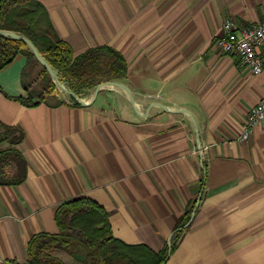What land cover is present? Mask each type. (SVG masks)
Instances as JSON below:
<instances>
[{
    "label": "crops",
    "instance_id": "0c3cea01",
    "mask_svg": "<svg viewBox=\"0 0 264 264\" xmlns=\"http://www.w3.org/2000/svg\"><path fill=\"white\" fill-rule=\"evenodd\" d=\"M36 1L75 55L109 46L125 57L118 82L135 105L105 86L87 105L26 107L27 57L0 70V123L24 130L27 163L22 183L0 185V264H26L30 238L58 233L56 210L78 197L108 213L114 237L154 252L191 210L168 264H264V122L240 140L264 72L215 43L228 19L263 21L264 0Z\"/></svg>",
    "mask_w": 264,
    "mask_h": 264
},
{
    "label": "trees",
    "instance_id": "16d2710c",
    "mask_svg": "<svg viewBox=\"0 0 264 264\" xmlns=\"http://www.w3.org/2000/svg\"><path fill=\"white\" fill-rule=\"evenodd\" d=\"M0 30L15 31L29 38L57 72L61 81L79 96L80 90H91L102 82L118 81L127 73L125 57L109 46L91 48L75 55L71 46L54 29L44 6L36 0H0ZM18 54L35 60L34 54L22 42L0 37V70ZM49 86L55 89L50 80ZM28 91L27 97L16 100L26 107L45 102ZM79 104L77 100H74ZM61 103V102H56ZM25 132L17 126L0 123V185H17L26 179L27 163L17 146ZM15 165L16 173L5 176L4 167ZM191 210L176 221V233L171 245L154 252L143 244L130 245L114 237L108 213L94 200L78 197L64 202L55 213L58 233H38L27 245L26 264H65L53 255L57 249L70 253L82 264H168L189 222Z\"/></svg>",
    "mask_w": 264,
    "mask_h": 264
},
{
    "label": "built area",
    "instance_id": "2783aa9c",
    "mask_svg": "<svg viewBox=\"0 0 264 264\" xmlns=\"http://www.w3.org/2000/svg\"><path fill=\"white\" fill-rule=\"evenodd\" d=\"M220 53L235 55L242 65L254 74L264 72V20L238 29L235 23L228 19L223 23V35L216 40ZM264 122V98L248 113L240 140H247L256 126ZM200 146L199 152L203 149Z\"/></svg>",
    "mask_w": 264,
    "mask_h": 264
},
{
    "label": "rangeland",
    "instance_id": "374dc122",
    "mask_svg": "<svg viewBox=\"0 0 264 264\" xmlns=\"http://www.w3.org/2000/svg\"><path fill=\"white\" fill-rule=\"evenodd\" d=\"M25 82L28 87V90L33 96L41 97L47 102H64L70 101L74 102V98L70 97L66 92L60 89L50 77V80L55 86V89L52 91L51 87L49 86V78L44 73L43 67L35 60H32L27 63L26 71H25ZM60 78V77H59ZM65 87L68 88L66 82L61 81ZM95 89V87L91 90H80L81 98L88 99V95H91V92ZM87 97V98H86ZM0 148H5V146H0ZM5 176H13L16 173L15 165L12 164L11 166L4 167ZM171 245V244H170ZM55 252V251H53ZM52 252V253H53Z\"/></svg>",
    "mask_w": 264,
    "mask_h": 264
},
{
    "label": "water",
    "instance_id": "95a60500",
    "mask_svg": "<svg viewBox=\"0 0 264 264\" xmlns=\"http://www.w3.org/2000/svg\"><path fill=\"white\" fill-rule=\"evenodd\" d=\"M0 37L10 38V39L24 43L31 50V52L34 54L37 62L49 74V76L52 78L54 83L60 89H62L64 92H66L70 97L76 99L81 105L90 104L96 98L99 91L101 89H103L105 86H116V87L123 89L127 93L131 103L133 105H135V100H134V97H133L130 89L125 84L118 82V81H113V80L105 81V82H102L99 85H97L96 88L94 89L92 99L90 101H86L85 99L81 98L77 93H75L74 91H72L69 88L64 86V84L61 82L57 72L53 69V67L50 65V63L40 53V51L37 49L35 44L29 38H27L25 35L20 34L18 32H15V31L0 30Z\"/></svg>",
    "mask_w": 264,
    "mask_h": 264
},
{
    "label": "bare ground",
    "instance_id": "6f19581e",
    "mask_svg": "<svg viewBox=\"0 0 264 264\" xmlns=\"http://www.w3.org/2000/svg\"><path fill=\"white\" fill-rule=\"evenodd\" d=\"M106 88V87H105Z\"/></svg>",
    "mask_w": 264,
    "mask_h": 264
}]
</instances>
